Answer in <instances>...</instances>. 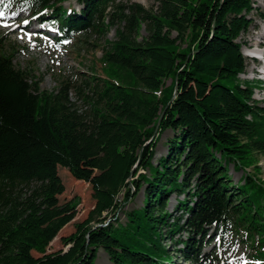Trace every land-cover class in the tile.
<instances>
[{"label": "trees", "instance_id": "obj_1", "mask_svg": "<svg viewBox=\"0 0 264 264\" xmlns=\"http://www.w3.org/2000/svg\"><path fill=\"white\" fill-rule=\"evenodd\" d=\"M71 1L80 9L64 8ZM156 3L154 10L129 0H0V13L25 11L46 22L59 47L115 28L101 56L104 79L65 82L49 93L15 68L0 42V264H94L98 249L109 264H171L167 237L183 264H225L217 252L229 243L246 246L250 264H264V185L248 173L232 185L228 175L229 165L259 172L264 156V107L238 79L247 68L240 37L253 16L264 23V7ZM142 27L147 37L138 40ZM71 91L87 110L77 109ZM167 130V153L154 166ZM86 162L99 178L82 168ZM58 167L90 185L94 206L60 238L64 249L47 253L76 215L74 202L58 201ZM142 188L143 207L124 225L109 222L116 197L123 192L127 203ZM172 194L184 196L177 218L166 213ZM180 232L184 238L174 240Z\"/></svg>", "mask_w": 264, "mask_h": 264}, {"label": "rangeland", "instance_id": "obj_2", "mask_svg": "<svg viewBox=\"0 0 264 264\" xmlns=\"http://www.w3.org/2000/svg\"><path fill=\"white\" fill-rule=\"evenodd\" d=\"M127 1L123 0V3H127ZM129 1L140 4L145 9L153 8L155 10L157 6L156 0ZM253 2V6L255 7L261 9L264 7V0H253ZM68 5L75 10L80 9V6L75 1L65 3L64 8ZM252 18L254 24L240 37L242 41L247 43L246 47H243L242 50V54L246 58L247 70L243 74H240L238 79L244 81H240V83H244L245 87L252 90L255 89L252 99L258 105L264 107V23L258 21V18L255 16ZM55 36L54 32H50L45 25H40L37 19L25 11L0 13V42L4 53L12 55V63L15 68L25 70L31 73L36 80H39L41 91L47 93L53 92L61 84L69 81H75L77 84H80L84 79L91 76L98 79L105 78L101 56L107 48V41H114L115 28L111 29L103 38H99L94 34H78L72 41L64 42L61 47L55 43ZM145 37H147V33L144 27H142L138 40ZM253 57L257 59L255 60ZM247 58H251L254 61L252 62ZM259 80L260 82H258ZM169 83L170 80L166 81V85ZM70 98L77 109L81 111L88 109V105L84 104L77 97L75 91L70 92ZM171 137L172 132L170 130L164 131L158 136L156 147L153 151L152 164L154 166L160 158L165 157L167 153L166 142ZM257 161L259 172H256L252 167L239 171L233 170L232 165H229L228 175L230 176L232 185H239L241 178L244 177V173L254 176L264 185V156L258 155ZM58 168L61 169V171L60 169L58 170V176L61 178L64 186V192L58 196V201L60 204L69 201L74 202L76 204V215L70 223L61 229L55 240L49 244L46 250L47 253L64 249L60 243V238L73 233L75 224L82 222L94 206L90 185L82 181H76L69 174L63 173L64 171L68 173L66 169ZM82 168L89 172L92 177H100L98 172L91 169L90 162L84 163ZM141 172L142 170L139 171V173ZM131 195L134 197L124 204H122L123 192L116 197L118 209L114 213L107 215L109 222L114 225L116 223L124 225L128 213L143 207V188L139 192L132 189ZM183 198V195L179 197L175 194L170 195L167 201L166 213L171 215V218L180 216V212L176 210V207L178 201L183 200ZM162 233L164 237H167L165 229H162ZM180 236L184 238L185 233H176L172 237L176 240ZM163 244L167 245L169 250L173 252L171 253L173 256V263L171 264H183L175 251L174 242L169 241V237L163 239ZM213 246H215L214 242L210 246H206L204 252H210ZM217 253L220 254L225 264H250V250L241 244L229 243L221 251L219 249ZM96 255L94 264H109L108 256L102 249H98ZM32 256L39 257L40 255L32 252Z\"/></svg>", "mask_w": 264, "mask_h": 264}, {"label": "water", "instance_id": "obj_3", "mask_svg": "<svg viewBox=\"0 0 264 264\" xmlns=\"http://www.w3.org/2000/svg\"><path fill=\"white\" fill-rule=\"evenodd\" d=\"M163 113H164V111H162V112H161V115H160V117H159V119H158V122H157V125H156V128H155L154 135H156V132H157V129H158L159 120L161 119V117H162ZM66 249H67V248H65V250H64V251H66Z\"/></svg>", "mask_w": 264, "mask_h": 264}, {"label": "bare ground", "instance_id": "obj_4", "mask_svg": "<svg viewBox=\"0 0 264 264\" xmlns=\"http://www.w3.org/2000/svg\"><path fill=\"white\" fill-rule=\"evenodd\" d=\"M262 45V44H261ZM263 45H264V43H263ZM262 47V46H261ZM264 49V48H263ZM247 59H249V58H247ZM245 60H246V58H245ZM249 60H251L252 62L254 61V60H252L251 58L249 59ZM246 70H247V68H246ZM241 74V73H240ZM258 82H260V80L258 81ZM254 90L255 89H253V92H254ZM256 90H258V89H256ZM253 92H252V95H253ZM252 98V97H251Z\"/></svg>", "mask_w": 264, "mask_h": 264}]
</instances>
